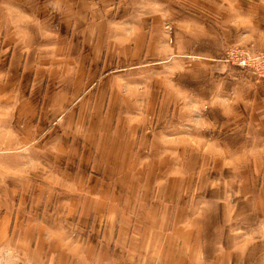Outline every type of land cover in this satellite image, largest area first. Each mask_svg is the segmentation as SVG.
Masks as SVG:
<instances>
[{"label": "crops", "instance_id": "0c3cea01", "mask_svg": "<svg viewBox=\"0 0 264 264\" xmlns=\"http://www.w3.org/2000/svg\"><path fill=\"white\" fill-rule=\"evenodd\" d=\"M247 3L253 11L244 13L242 23L248 24L251 37H263L264 0ZM139 5L128 0H0L1 76L6 83L18 86L16 92H0V98L6 93L10 100V106L0 108V132L4 136L0 147L26 151L41 146L40 175L81 181L75 197L86 194L90 180L128 181L124 165L144 159L147 131L139 117L154 113L176 116L182 109L186 115H193L197 103L201 116L208 114L210 67L222 72L225 68L219 60L214 65L208 61L209 46L214 43L210 37L218 41V34L225 31L210 25L206 16L181 17L176 12L146 11ZM236 33L232 30L230 35ZM180 35H184V54L178 52L177 41L182 44L176 38ZM177 55L185 56L181 66L173 59ZM166 82L175 92H183L184 98L168 90L166 104L160 88L155 93L145 91V84ZM229 84L227 89L223 85V91L232 95L236 82ZM235 114L239 113L230 102L220 111L224 118L234 119ZM86 117L93 119L86 122ZM98 117L103 123L97 122ZM128 117L132 123H112L119 118L129 121ZM6 158L0 154V264H53L50 260L55 253L51 258L41 256L27 245L26 250L17 252L20 229L36 225L47 228L50 242L59 243L61 238L66 244H74L68 252L73 255L75 251L77 261L87 262V257L102 258L104 264L163 261L167 248L161 253V244L170 243V238L160 234L163 226L158 221L142 220L146 206L151 205L140 192L129 189V185L121 193L113 190L114 200L117 195L121 199L108 205L110 213L103 219L92 216L91 226L90 215H82L85 210L80 205L73 210L78 216L69 221L50 224L49 220H25L19 218L22 210L16 204L17 160ZM20 158V163H26L29 152ZM111 165H121L126 173L122 175L117 167L111 170ZM117 171L120 173L115 175ZM97 206L88 207L87 212L96 213ZM61 226L67 229L62 236L49 235ZM84 227L103 236L81 238ZM97 242L103 252L96 251ZM198 253L192 256L191 251L186 264L206 261L203 253ZM166 259L173 264V258Z\"/></svg>", "mask_w": 264, "mask_h": 264}, {"label": "rangeland", "instance_id": "374dc122", "mask_svg": "<svg viewBox=\"0 0 264 264\" xmlns=\"http://www.w3.org/2000/svg\"><path fill=\"white\" fill-rule=\"evenodd\" d=\"M128 1L133 5L140 4L146 11L176 12L181 17L206 16L210 25L225 31V34H218V41L210 37L214 43H210L208 61L214 65L219 60L225 68L222 72L210 67L212 84L208 114L201 116L197 103V108L193 107V115H186L181 108L176 116L154 113L139 117L140 125L147 131L144 159L124 165L130 176L128 181L112 178L90 180L85 188L86 194L76 197L73 193L79 184L81 186V181L74 178L56 180L40 175L41 146H30L32 149L26 151L18 147H0V154L6 156V160L9 157L17 160L16 204L22 210L19 218L49 220L50 224L56 220L69 221L74 215L78 216L73 210L80 205L85 210L82 215H90L88 221L91 226L92 216L103 219L105 214L110 213L108 205L121 199L117 195L114 200L113 190L121 193L129 185V189L140 192L141 198L151 205V208L146 206L142 220L158 221L163 226L160 234L170 238V243L161 244V253H164L165 247L167 249L166 256H161L163 261L160 264L169 263L166 257L173 258V264L175 261L176 264H186V257L191 251L192 256L203 253L206 261L203 260L201 264H264V59L258 61L256 57L264 54V36L251 37L248 24H243L241 19L245 12L253 11L252 5L247 3L248 0ZM236 24L241 25L240 29ZM163 27L167 28V25ZM232 30L237 33L230 35ZM183 36L176 38L182 44L179 45L177 41L180 54H184ZM251 39L254 41L250 42ZM235 49L247 51L242 54H251L252 65H237L241 55L235 54ZM184 58V55L173 56V59L180 61L178 66L183 65ZM165 72L168 73L167 66ZM1 73L0 92H16L18 86L6 83ZM232 81L236 84L231 95L223 91V85L227 89ZM158 88L166 104L168 90L177 98L180 95L184 98L183 92L177 89L175 92L167 82L145 84V91L155 93ZM229 95L231 97L228 98ZM9 101V96L4 93L0 98V108L10 106ZM229 102L239 113L233 116L234 119L220 115L223 108H228ZM128 118L129 121L119 118L112 123H132V117ZM92 119L86 117V122ZM97 122L103 123L102 118L98 117ZM0 133L3 144V132ZM28 152L27 162L20 163V156ZM111 167L108 168L122 170V175L126 173L121 165ZM50 171H55V168ZM119 173L117 171L115 175ZM95 204L98 205L96 213H88V207ZM45 230L39 225L20 229L17 252L26 250L27 245L28 250L41 256L49 255L51 258V254L55 253L56 256L50 260L53 264H104V259L99 257L93 260L86 256L87 262L75 260V251L73 255L68 252L74 244H66L67 241L61 238L59 243L54 244L48 240ZM52 230L60 233L51 232L49 235L60 237L67 229L61 226ZM95 230L84 227L80 236L96 237L101 234ZM99 246L97 242L96 251L103 252ZM169 252L173 256L167 255Z\"/></svg>", "mask_w": 264, "mask_h": 264}, {"label": "built area", "instance_id": "2783aa9c", "mask_svg": "<svg viewBox=\"0 0 264 264\" xmlns=\"http://www.w3.org/2000/svg\"><path fill=\"white\" fill-rule=\"evenodd\" d=\"M231 51H233V49ZM243 51L247 52L243 49H235V51H234V52H237L235 54L241 55L239 57L240 60H237V65H240V66L252 65V63H253L252 62V59H253L252 55L251 54H242ZM256 57H257V60L260 61V60L264 59V54L263 53L258 54Z\"/></svg>", "mask_w": 264, "mask_h": 264}]
</instances>
